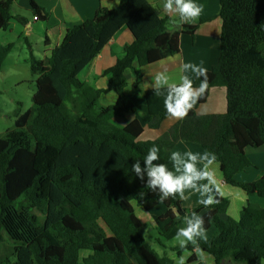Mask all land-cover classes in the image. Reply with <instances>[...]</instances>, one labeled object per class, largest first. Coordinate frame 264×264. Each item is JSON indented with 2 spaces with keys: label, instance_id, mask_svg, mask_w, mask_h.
Masks as SVG:
<instances>
[{
  "label": "trees",
  "instance_id": "obj_1",
  "mask_svg": "<svg viewBox=\"0 0 264 264\" xmlns=\"http://www.w3.org/2000/svg\"><path fill=\"white\" fill-rule=\"evenodd\" d=\"M13 3L0 0V31L14 17ZM30 3L37 18L45 17L35 0ZM219 16L220 53L207 70L206 93L185 119L156 139H139L143 128L137 119L125 125L114 121L137 111L125 92V71L132 70L138 88L139 68L178 53L181 33L194 35L205 19L171 32L169 18L149 1L120 0L117 8H98L92 18L68 28L46 63L29 47L30 68L38 75L33 105L22 110L19 104L14 127L0 135V231L13 242L15 256L0 264H175L148 244L133 202L151 215L159 236L167 240L175 237L185 214L203 216L207 231L212 225L216 231L200 246L216 264L227 259L262 264L264 207L248 201L238 219H223L229 206L224 196L207 208H184L178 196L160 204L158 194L146 187L147 178L141 181L131 170L136 160L143 166L155 144L156 163L174 171L170 153L179 141H189L217 156L226 183L264 198V174L251 182L235 179L253 166L246 148L264 145V0H220ZM123 26L134 40L104 71L108 88L81 80L80 72ZM13 46L0 44V70ZM199 84L194 77L193 86ZM213 87L226 89V111L198 114ZM109 90L117 94L116 103L99 109L100 95ZM143 95L147 126L158 129L168 118L163 98L155 97L153 89ZM48 213L53 221L44 226L41 217Z\"/></svg>",
  "mask_w": 264,
  "mask_h": 264
},
{
  "label": "crops",
  "instance_id": "obj_2",
  "mask_svg": "<svg viewBox=\"0 0 264 264\" xmlns=\"http://www.w3.org/2000/svg\"><path fill=\"white\" fill-rule=\"evenodd\" d=\"M160 12L161 16L169 18V29L174 24H183L180 17L176 14H170L165 11L163 5L165 0H147ZM35 2L46 12L45 17L34 19V9L30 0H14L12 7L13 18L10 20L9 26L0 31V44L6 45L12 43L13 49L6 57L0 73L3 75L6 71L5 66L9 61L13 68L10 70L18 73L21 71L19 65L21 63L28 64L30 57L29 47L33 54L45 63L48 61L52 50L60 45L68 28L75 24L81 23L94 16L98 8L115 9L119 6L120 0H35ZM196 3L203 5V12L200 18L205 19L200 23L194 35L181 33L180 51L174 55L160 58L156 62L143 65L139 68L142 79L139 87H135V74L132 70L127 69L125 75L127 77V85L125 92L129 98L136 104V112H127L121 116L114 118L119 125H125L137 119L143 131L139 136L141 140L156 139L168 130L178 120L170 117L166 118L158 129H151L147 126L150 118L147 103L143 95V91L152 89L150 86L151 78L155 73L167 70L171 80L179 83V77L184 73L181 72V65L192 62L210 70L218 61L220 53V35L222 20L219 16L220 0H195ZM44 14V13H43ZM17 16L24 18L20 21ZM193 23V22H192ZM134 40L133 35L126 26L121 27L115 35L104 45L98 55L86 66L79 74L81 80L91 83L97 88L107 89L109 86V75L104 71L113 66L117 58L123 53L124 47ZM12 59V60H11ZM15 69V70H14ZM189 75H191L189 73ZM194 81V76H192ZM117 94L112 91L103 92L98 99L99 109H106L114 105L117 101ZM198 114L224 113L226 111V89L224 87H213L207 101L196 109ZM175 151L181 153L192 151L194 153L205 152L198 144L189 141H179L175 145ZM246 154L252 161L253 166L246 168L244 171L237 173L235 179L239 182H251L260 178L264 174V145L258 148L247 147ZM202 167V165H197ZM215 168L216 177L220 183L222 196L229 199L227 211L222 214L223 219L232 217L239 218L240 210L249 201L258 203L264 207V198L257 195H249L239 187L230 185L225 182L223 174L220 170L219 163ZM178 175V173H177ZM207 183V181H204ZM200 194L192 190H187L185 199L181 200L184 208H194L200 204ZM135 212L142 221L144 220L156 228V224L151 215L141 206H137L133 202ZM140 212L142 217L139 215ZM143 226V221H142ZM185 226L183 220H180L179 227ZM216 231V227L212 225L207 231L208 237ZM158 242L162 246V254L172 259L173 256L183 255L187 257L186 264H195L196 255L193 249H181L179 246H170L169 248ZM169 249L170 252H167ZM210 258V264H216L215 257L204 250ZM191 253V254H190ZM194 257L195 261L189 263ZM175 263V262H174ZM222 264H236L232 260H224ZM264 264V260L262 261Z\"/></svg>",
  "mask_w": 264,
  "mask_h": 264
},
{
  "label": "clouds",
  "instance_id": "obj_3",
  "mask_svg": "<svg viewBox=\"0 0 264 264\" xmlns=\"http://www.w3.org/2000/svg\"><path fill=\"white\" fill-rule=\"evenodd\" d=\"M163 7L166 12L178 15L184 23L198 20L203 12V5L195 0H165ZM181 72L184 74L179 77L177 83L171 80L167 70L159 71L151 78L149 86L154 90L155 97L163 98L167 116L175 120L185 119L208 89L207 68L187 62L181 65ZM192 76L200 80L198 87L193 86ZM159 159V147L153 144L143 159V166L140 160H136L131 170L141 181L147 178L146 187L158 194L160 204L177 196L181 200L185 199L187 190L199 193V202L206 208L219 202L217 196H222L223 193L215 174L214 166L218 161L214 153L173 151L169 160L174 171L165 163H156ZM198 164L202 167L198 168ZM203 181L207 183H202ZM182 220L185 226L179 227L175 233L178 246L182 250L192 246L197 257L195 264H210L209 255L200 246L201 241L209 243L203 216L192 212L185 214ZM172 259L175 264L187 262V257L183 255L173 256Z\"/></svg>",
  "mask_w": 264,
  "mask_h": 264
},
{
  "label": "rangeland",
  "instance_id": "obj_4",
  "mask_svg": "<svg viewBox=\"0 0 264 264\" xmlns=\"http://www.w3.org/2000/svg\"><path fill=\"white\" fill-rule=\"evenodd\" d=\"M9 62L4 65L5 70L9 71H6L3 75L0 73V135H3L7 130L14 127V112L19 104H21L22 110H26L33 105V95L36 91V79L38 77L37 74L31 71L28 64L24 62L19 65V69L21 70L19 74L15 73V71L10 70L13 66L12 63ZM138 213L142 217V214L140 212ZM41 220L44 226H48L53 221L49 213L43 215ZM142 221L143 226L140 229L142 235L148 244L159 254H162V246L158 242V239H160L161 242L163 241L162 244L166 245L168 248L170 246H178L175 237L169 240L164 239L159 236L153 223L150 224L146 222L143 217ZM0 236L2 238L0 240V262H3L6 257H10L14 260L15 256L12 255L13 242L2 231H0ZM167 252H170L169 249Z\"/></svg>",
  "mask_w": 264,
  "mask_h": 264
},
{
  "label": "water",
  "instance_id": "obj_5",
  "mask_svg": "<svg viewBox=\"0 0 264 264\" xmlns=\"http://www.w3.org/2000/svg\"><path fill=\"white\" fill-rule=\"evenodd\" d=\"M181 29V25L180 24H174L172 28L169 29V31L171 32H175Z\"/></svg>",
  "mask_w": 264,
  "mask_h": 264
},
{
  "label": "built area",
  "instance_id": "obj_6",
  "mask_svg": "<svg viewBox=\"0 0 264 264\" xmlns=\"http://www.w3.org/2000/svg\"><path fill=\"white\" fill-rule=\"evenodd\" d=\"M34 19H37V16H34Z\"/></svg>",
  "mask_w": 264,
  "mask_h": 264
}]
</instances>
